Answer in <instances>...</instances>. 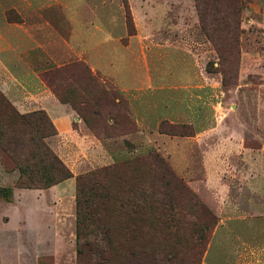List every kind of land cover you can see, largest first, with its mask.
Here are the masks:
<instances>
[{
	"label": "rangeland",
	"instance_id": "obj_1",
	"mask_svg": "<svg viewBox=\"0 0 264 264\" xmlns=\"http://www.w3.org/2000/svg\"><path fill=\"white\" fill-rule=\"evenodd\" d=\"M70 1L77 25L52 2L26 16L46 53L43 62L31 61L32 70L46 94L88 121L105 158L74 167L72 184L52 190L15 187L17 171L0 164V190H10L8 197L0 192V264H76L75 177L149 155L185 189L167 199L176 228L161 217L148 231L139 226L135 242L127 243L118 209L107 229L110 245L97 232L87 236L81 264H264V0ZM0 9L4 22L21 21L12 9ZM82 17L109 23L108 61L98 58L96 43L73 42ZM87 49H95L94 60ZM0 94L19 115L42 111L18 112ZM54 139L43 142L70 171ZM217 143L227 144L222 160L236 170L234 177L222 172V202L202 167ZM64 151L69 162L71 150ZM245 163L261 178L262 198L239 183Z\"/></svg>",
	"mask_w": 264,
	"mask_h": 264
},
{
	"label": "trees",
	"instance_id": "obj_2",
	"mask_svg": "<svg viewBox=\"0 0 264 264\" xmlns=\"http://www.w3.org/2000/svg\"><path fill=\"white\" fill-rule=\"evenodd\" d=\"M69 104L76 111L74 105ZM82 119L86 127L92 129L88 121ZM54 135L55 129L43 111L19 115L0 94V164L6 172L17 171L15 187L45 190L72 177L43 142ZM155 164L159 167H152ZM118 171H121V183ZM176 190L185 189L156 155L126 161L118 168L104 167L77 175L74 195L76 264H81L85 258L86 245L81 240L87 236L95 237L97 232L99 240L110 245L107 229L111 217L118 216V209H121V229L128 232L121 237L127 243L135 242L139 226L148 231L154 220L161 217L176 228L177 220L168 213L172 209L167 201ZM0 192L7 197L10 195L9 189ZM98 255L100 261H105L108 251L102 250Z\"/></svg>",
	"mask_w": 264,
	"mask_h": 264
},
{
	"label": "crops",
	"instance_id": "obj_3",
	"mask_svg": "<svg viewBox=\"0 0 264 264\" xmlns=\"http://www.w3.org/2000/svg\"><path fill=\"white\" fill-rule=\"evenodd\" d=\"M47 2L50 4L52 2L55 5L59 4L62 8L66 9L69 12V17L74 16L77 25L78 15L76 14L75 16L73 15V11H70L73 6L70 0H0V8L6 7L7 9H12L21 19L17 23H6L0 18V92L18 112H24L25 109H30L31 107L45 112L55 129L53 138L59 143L58 147H55L54 150L58 152V155L66 166L70 167L72 176H75L74 167L85 166V161L86 163H90L91 161L92 163H99L103 161L105 156H103L101 141L89 132L81 120L74 117L66 105L57 102L53 97L46 94L35 72L32 70L34 65L32 60L43 62L46 58V53L44 47H40V41L33 37L31 33L32 29L26 23L25 18L31 12L36 13L42 10ZM63 2L65 4L62 5ZM88 7L86 4L83 10L85 11ZM85 19L82 17V21H80L82 25L79 24L80 27H77V30L72 32L73 42L86 44L87 47L96 43L98 45L96 51L98 58L102 60L107 59L108 61L110 55L108 48L110 35L106 27L109 26V23L107 22L105 26L102 22L95 24L93 20ZM104 45L107 46L104 48ZM94 50L87 49V52H85L86 55L88 54L89 61L95 58L93 54ZM54 58L53 62L59 59L58 57ZM106 65L108 66V64ZM224 145L223 143L214 144L212 149H210L211 154L209 156L204 154L202 157V167L205 170L206 182L212 188V192L218 202H222L224 188L226 187L222 181V172H227L230 177L236 175V170L233 167L224 165L222 149L226 150L229 148ZM236 146H239L237 148L240 149H238L240 154H245L247 151V149L242 148L238 143ZM67 147L71 150L69 162L60 153V150L64 151V148ZM173 147H176V145L173 144ZM230 149L232 152V146ZM82 157L84 159L80 161L79 159ZM244 166L245 175L242 176V179H239V183H245L252 192H257L258 196L262 198L261 178L252 174V165L245 163ZM224 177L227 178V176ZM72 179L73 177L46 190L57 188L67 181L72 184ZM261 214L264 218V206Z\"/></svg>",
	"mask_w": 264,
	"mask_h": 264
}]
</instances>
